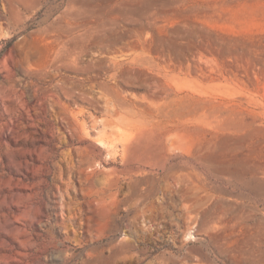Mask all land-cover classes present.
I'll list each match as a JSON object with an SVG mask.
<instances>
[{"label": "rangeland", "instance_id": "obj_1", "mask_svg": "<svg viewBox=\"0 0 264 264\" xmlns=\"http://www.w3.org/2000/svg\"><path fill=\"white\" fill-rule=\"evenodd\" d=\"M0 264H264V0H0Z\"/></svg>", "mask_w": 264, "mask_h": 264}, {"label": "bare ground", "instance_id": "obj_2", "mask_svg": "<svg viewBox=\"0 0 264 264\" xmlns=\"http://www.w3.org/2000/svg\"><path fill=\"white\" fill-rule=\"evenodd\" d=\"M118 104H120V101L117 99Z\"/></svg>", "mask_w": 264, "mask_h": 264}]
</instances>
